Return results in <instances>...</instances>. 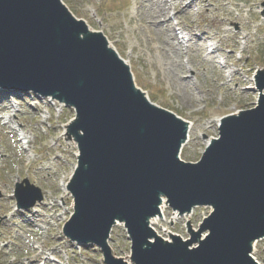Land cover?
<instances>
[{
	"label": "water",
	"instance_id": "obj_1",
	"mask_svg": "<svg viewBox=\"0 0 264 264\" xmlns=\"http://www.w3.org/2000/svg\"><path fill=\"white\" fill-rule=\"evenodd\" d=\"M260 80L263 89L264 75ZM0 87L53 96L76 109L71 132L81 133L80 157L69 185L75 213L65 227L72 240L100 246L107 264H124L107 245L120 218L136 264H256L251 243L264 238V95L256 109L223 119L220 140L200 163L185 164L178 159L182 121L137 92L104 36L87 34L61 0H0ZM16 196L25 209L44 199L27 180ZM160 196L180 214L213 208L201 229L210 235L199 248L188 249L199 234L145 248L154 237L147 219L158 214Z\"/></svg>",
	"mask_w": 264,
	"mask_h": 264
},
{
	"label": "rangeland",
	"instance_id": "obj_2",
	"mask_svg": "<svg viewBox=\"0 0 264 264\" xmlns=\"http://www.w3.org/2000/svg\"><path fill=\"white\" fill-rule=\"evenodd\" d=\"M62 2L75 18L103 33L131 62L136 86L153 104L194 124L191 142L181 154L183 161L196 163L201 159L209 140L219 136L217 120L256 106L259 92L254 80L264 72V0H203L191 8V14L183 11L184 7L175 10L177 0ZM165 2L169 9L161 14L159 6ZM182 5L181 2L176 7ZM169 14L175 16L185 33L194 40L199 38V51L191 45L189 56H185L171 31L166 32L170 30ZM216 43L221 53L214 60L203 61L205 46L215 47ZM185 61L192 72L185 71ZM217 61L227 63L228 68L221 70ZM3 91L0 90V99L5 100L0 105V264H41L44 255L34 250L38 246L46 254L56 251L51 256L54 261L47 264H106L98 246L73 243L63 233L74 213L72 197L60 188V183L70 182L77 164L78 149L71 145V130L64 131V126L75 118L74 111L55 101ZM16 104L21 106V112L15 113L11 126L30 137L29 152L19 143L17 131H11L2 120L9 106ZM25 179L42 189L44 201L17 212L15 185ZM209 213L208 208H197L191 215L180 217L167 208L164 219L154 227L164 239L174 234L188 240ZM109 246L116 259L132 257L131 240L123 227L113 229ZM252 256L264 264V239L252 248Z\"/></svg>",
	"mask_w": 264,
	"mask_h": 264
},
{
	"label": "bare ground",
	"instance_id": "obj_3",
	"mask_svg": "<svg viewBox=\"0 0 264 264\" xmlns=\"http://www.w3.org/2000/svg\"><path fill=\"white\" fill-rule=\"evenodd\" d=\"M189 1V2H188ZM203 0H177V2H175L174 3V5H173V7H175V10H181L183 7H184V9H183V11H185L186 13L188 12V13H192V7L193 6H195L196 4H198V3H201ZM179 2V3H178ZM183 3V5H182V7H176L177 5H180V3ZM186 2H187V4H186ZM184 4H185V6H184ZM160 7V9H159V12L161 13V14H163L165 11H168V9H169V4H168V2H165V3H163L162 5H160L159 6ZM227 15H228V17H231V14L230 13H227ZM79 20V19H78ZM230 21H232V18H230L229 19ZM81 22H83L85 25H86V28H87V34H95V35H98L99 33L98 32H95L94 30H93V28L91 27V25L89 24V22H87V21H84V20H80ZM168 24H170V23H168ZM170 27V30H168V28H167V26L164 24V27L165 28H167V33H169V31H171V33L174 35V38H175V41L177 42V44H178V46H180V47H182V44L181 43H183L184 41H185V39H184V37H178L176 34H175V29H174V27H172V25L170 24L169 25ZM185 35H186V37H188L189 39L187 40V42L188 43H191V42H194V44H195V46H196V48H197V50L199 49V43L197 42V40H194V38H192V37H190L187 33H185ZM106 39V42H107V47H108V49L111 51V52H113V53H115L120 59H121V61L126 65V66H128L129 68H130V64H129V62H127L126 60H124V58L120 55V53H119V51L117 50V48H116V46L114 45V44H112L110 41H109V39L106 37L105 38ZM181 39H183V41L182 42H179V40H181ZM176 47V46H175ZM218 47H216L215 48V50L217 49ZM205 52H206V50H205ZM177 57L179 58V57H181V55L179 54V52L177 51ZM215 59V57L214 56H211V60H214ZM179 68V67H178ZM177 68V69H178ZM225 68H227V67H225ZM179 71V70H178ZM179 73H181V71H179ZM233 74V73H232ZM231 77H232V75H231ZM189 81V80H188ZM188 81H186V82H188ZM189 84V83H188ZM137 91H139L140 89H136ZM263 92L262 91H260V94H262ZM15 107H11V109H14ZM14 111L15 112H17V110H15L14 109ZM11 112H13V110H11ZM12 117H14V118H16V116L14 115H12V113H11V115L9 116V117H7V118H5L6 120H8V122H7V124L10 126V129H12V130H14V131H17L16 129L17 128H14V126H11L10 124L12 123ZM178 117V116H177ZM182 122H183V124H184V130H185V138H184V140L182 141V150H184V148L187 146V145H189L190 144V142H191V133H192V131H193V126H194V124L191 122V121H189V120H184V119H182V118H180V117H178ZM76 121H77V119L75 118V119H73V120H71L67 125H65L64 126V131L66 132V133H68V129L71 127V125L72 124H74V123H76ZM217 122V125L219 126V124H220V119L219 120H217L216 121ZM20 132V131H19ZM19 134V133H18ZM24 135V137L22 138V142L24 143V141H27V145H28V147H24L25 148V152H29L30 151V147H31V145H30V143H31V139H30V137L27 135V134H19V136L21 137V136H23ZM79 135H80V132H78L77 134H72V139H71V145L73 146V147H75V148H78V143H77V138L79 137ZM214 139L215 138H212V139H210L209 140V142H208V145L210 144V143H212L213 141H214ZM78 151H77V153H76V157H78ZM29 158H31V156H29ZM75 167H77V165L75 166ZM73 170V169H72ZM75 170V169H74ZM74 170H73V173H74ZM67 186H68V184H66V183H64V182H62L61 183V190H62V192L65 194V195H68L69 196V192H68V190H67ZM168 200H167V198L165 197V196H160V202H159V205H158V207H159V212H158V214H156L155 216H152V217H149L148 219H147V222H148V225L151 227V229H153L154 230V233H155V235H154V237L153 238H151L149 241L150 242H148V244H145V248L146 249H148V248H150L151 249V245L155 242L154 240L156 239V238H161L162 239V237L157 233V231H156V229H155V225H157L158 224V222H160V220H162V217H163V215H164V213H165V209L168 207ZM189 214L190 213H187V214H183V215H181V217H184V216H189ZM178 215H180V214H178ZM35 218V217H34ZM115 227H123L125 230H126V223H125V221L124 220H122V219H120V218H117L116 219V221H115V223H114V226L112 227V230L113 229H115ZM194 232V231H193ZM175 237H177L176 235H173V234H170L169 235V239H162V241H163V243L165 244V245H167V244H173V240H174V238ZM258 241L259 240H255V241H253L252 243H251V247L253 248V247H255L256 246V244L258 243ZM151 243V244H150ZM198 243L199 242H196L195 244H193V245H190L189 247H188V249L189 250H193V249H196V247H197V245H198ZM109 245V244H108ZM41 247H38V248H35V250H39ZM159 249H156V251L154 252V255L156 256V257H160V255H159ZM53 253H56V251H53ZM40 256V255H39ZM122 259V258H121ZM255 259V258H254ZM256 260V262L258 263V264H260L259 262H258V260L257 259H255ZM124 264H135V262H134V260H132V257L131 256H129L127 259H122L121 260ZM47 262H50V259L49 258H46V260H45V264H47Z\"/></svg>",
	"mask_w": 264,
	"mask_h": 264
}]
</instances>
